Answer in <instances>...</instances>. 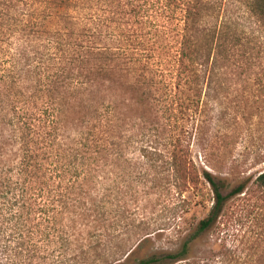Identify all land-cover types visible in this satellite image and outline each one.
I'll return each instance as SVG.
<instances>
[{
    "label": "trees",
    "instance_id": "trees-1",
    "mask_svg": "<svg viewBox=\"0 0 264 264\" xmlns=\"http://www.w3.org/2000/svg\"><path fill=\"white\" fill-rule=\"evenodd\" d=\"M239 2L248 25L232 22L225 0H0L2 196L90 232L107 214L101 174L129 147L130 120L157 117L165 126L149 132L169 134L182 190L207 184L214 203L180 250L137 264L187 261L231 199L264 194V170L244 179L236 161L229 173L242 181L225 194L191 148L195 138L207 164L220 161L242 139L244 104L264 110V0Z\"/></svg>",
    "mask_w": 264,
    "mask_h": 264
},
{
    "label": "rangeland",
    "instance_id": "rangeland-1",
    "mask_svg": "<svg viewBox=\"0 0 264 264\" xmlns=\"http://www.w3.org/2000/svg\"><path fill=\"white\" fill-rule=\"evenodd\" d=\"M225 3L232 22H251L239 0ZM244 105L239 118L242 139L231 154L223 152L220 161L207 164L192 139L199 170L211 169L217 178L225 179V194L242 181L239 175H230L232 162L238 163L244 179L264 170L256 159L264 151V110L258 115L252 103ZM130 121L135 135L126 138L129 147L101 174L98 189L107 214L95 218L98 221L90 232L82 221L72 226L65 213L37 212L33 202L12 207L15 201L10 203L0 188V264H137L153 254L180 250L209 214L214 195L207 184H202L201 192L184 193L163 145L169 134L149 132L165 126L164 120L156 117L145 123L134 115ZM75 125L79 126L78 119ZM147 145L157 149L144 152ZM88 234L100 235L101 247L90 249ZM173 264H264V194L246 190L231 199L216 226L192 246L188 260Z\"/></svg>",
    "mask_w": 264,
    "mask_h": 264
}]
</instances>
